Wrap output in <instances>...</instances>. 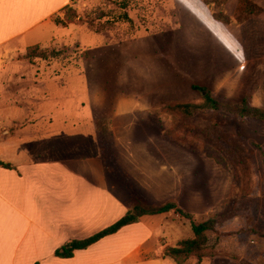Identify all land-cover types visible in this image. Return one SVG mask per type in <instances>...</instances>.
<instances>
[{"label": "crops", "instance_id": "obj_1", "mask_svg": "<svg viewBox=\"0 0 264 264\" xmlns=\"http://www.w3.org/2000/svg\"><path fill=\"white\" fill-rule=\"evenodd\" d=\"M74 1L0 0V161L12 165H0V264H178L163 253L179 242L174 210L144 215L73 257L55 255L66 242L114 224L131 207V199L109 188L99 121H108L120 166L151 201L157 202V193L168 186L179 205L178 168L170 167L177 176L171 183L160 179L162 163L151 145L163 137L148 113L163 103L160 74L132 65L156 59L154 47L123 52L124 67L84 66L78 92L68 89L65 70H41L20 59L28 48L50 44L45 42L54 27H65L54 18ZM195 1L186 9L193 27H225L203 0ZM182 12L180 26L185 24ZM197 35L180 37L189 42ZM116 89L122 94L115 97Z\"/></svg>", "mask_w": 264, "mask_h": 264}, {"label": "rangeland", "instance_id": "obj_2", "mask_svg": "<svg viewBox=\"0 0 264 264\" xmlns=\"http://www.w3.org/2000/svg\"><path fill=\"white\" fill-rule=\"evenodd\" d=\"M197 3L133 0L134 25L100 21L92 26L86 21L87 11L99 5L115 9L116 4L112 0H76L59 15L65 27H54V34L45 42L50 44L30 47L19 57L41 70H65L67 74L62 77L68 89L78 92L84 83L78 72L84 66L124 67L125 61L120 57L123 52L154 47L156 59L137 60L132 65L155 68L160 74L157 86L162 89L163 103L152 113L148 111L152 118L155 116L157 129L163 131V137L151 144L156 146L157 161L162 163L157 174L171 183L177 178L172 165L176 164L180 207L192 214L195 223L227 218L219 230L234 232L222 236L218 245L208 248L202 258L192 255L185 264H264V122L213 111L185 117L167 108L177 102L201 101L193 85L208 88L222 103L240 102L248 96L253 105L264 108V14L263 18L254 17L239 26L193 27L186 9ZM238 3L239 0H228L226 12L229 9V15H233ZM170 12L174 15L170 16ZM181 12L185 17L183 26L179 25ZM136 27L142 31L133 36L130 32ZM192 31L198 34L194 41L180 37ZM144 35L150 37L143 39ZM96 81L101 82L102 78ZM106 83L113 85L115 81ZM120 93L116 89L115 97ZM214 124L245 146V163H238L235 156L228 154L223 141L207 136L205 131ZM167 187L160 189L162 192L156 194L158 201L154 203L174 200L173 189ZM119 193L130 199L122 188ZM176 214L180 242L192 237L193 230L189 219ZM169 221L176 223L174 218ZM208 235L214 245L217 235L213 232ZM167 248L164 247L163 253Z\"/></svg>", "mask_w": 264, "mask_h": 264}, {"label": "trees", "instance_id": "obj_3", "mask_svg": "<svg viewBox=\"0 0 264 264\" xmlns=\"http://www.w3.org/2000/svg\"><path fill=\"white\" fill-rule=\"evenodd\" d=\"M112 2L116 4L117 8L111 9L106 5H99L95 8L92 7L90 11L86 12V21L92 26L100 21L109 24L122 23L129 24L130 26L134 25L135 18L131 14L133 0H112ZM203 2L210 9L214 18L225 25L239 26L251 18H263L264 14V7L252 0H239L233 15H229L225 10V5L228 0H203ZM169 15L173 16L174 14L170 12ZM55 22L57 24H64L60 16L56 18ZM92 31L96 34H101V32L97 30ZM141 31L142 28L136 27L130 34L135 36ZM152 34L154 33H150V35ZM193 89L200 93L201 101L177 102L167 108L185 117H194L204 111H213L243 119H255L264 122V108L253 105L248 96H245L240 102L226 104L219 101L214 93L206 87L193 85ZM98 129L100 131L102 159L107 171L109 188L118 197L123 198L118 191V189H121V185H123V190L126 192L128 191L131 197V207L118 221L96 234L82 240L74 239L66 242L55 251L56 256L62 258L73 257L76 250L88 248L100 239L116 233L122 227L140 221L144 215L161 214L173 210L181 217L189 219L193 230L192 237L181 240L176 246L167 245L168 248L165 255L173 257L178 264H185L192 255H198L202 258L204 252L208 248L218 245L222 236L234 234V232H221L219 230V227L224 225L227 218L209 219L201 223H195L192 214L179 207L175 201L170 200L161 204H156L151 201L150 197L143 189L137 185V183H134V179L120 166L118 162L120 153L115 146L112 131L109 129V123L107 121H99ZM205 133L209 138L213 137L218 141H223V146L228 154L235 156L238 163L246 162V148L238 139L226 131L221 130V128L215 124L212 126L210 125ZM0 165L8 168L12 167L11 164L2 161H0ZM114 180L116 181V186L114 185ZM209 232H213L217 235L214 245L210 244Z\"/></svg>", "mask_w": 264, "mask_h": 264}]
</instances>
